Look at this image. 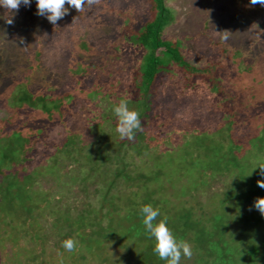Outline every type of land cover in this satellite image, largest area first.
I'll return each instance as SVG.
<instances>
[{"label":"trees","instance_id":"1","mask_svg":"<svg viewBox=\"0 0 264 264\" xmlns=\"http://www.w3.org/2000/svg\"><path fill=\"white\" fill-rule=\"evenodd\" d=\"M146 2L123 13L112 46L76 38L70 24L59 35L60 19L0 71V264H166L142 222L148 204L160 210L154 223L166 215L191 245L180 264H264L253 207L264 197V58L250 56L264 45V7L233 0L231 19H249L253 44L200 32L197 64L166 35L168 0ZM61 50L54 82L46 68ZM122 52L139 54L128 71ZM122 99L141 120L132 140L116 132Z\"/></svg>","mask_w":264,"mask_h":264},{"label":"rangeland","instance_id":"2","mask_svg":"<svg viewBox=\"0 0 264 264\" xmlns=\"http://www.w3.org/2000/svg\"><path fill=\"white\" fill-rule=\"evenodd\" d=\"M243 2L244 0H239ZM246 1V0H245ZM233 0H168L175 13V20L166 29V35L171 38L182 40V46L189 59L200 64L205 59L204 56L197 58L198 42L196 39H202L200 32L210 35L212 38L221 39L227 46L237 49L243 46L251 45L253 38L246 39L248 34H257L255 27L249 19L231 17ZM30 6L23 3L18 11H7L0 6V71L13 66L22 56V49L26 46L32 47V39L37 33H48L55 31V26L51 24L46 16L37 15L36 0H31ZM65 7H69L67 4ZM148 7L146 0H100L98 4L91 7L85 5L83 12H77L75 8L69 7L67 15L59 21L58 34L63 36V30L67 24L71 25V34L78 36L94 47H100L102 44H111L118 38V32H122L125 26L122 15L141 11ZM254 14V12H253ZM11 17L13 23H6V19ZM58 22V21H57ZM206 23V28L203 27ZM229 31L227 41L223 40V31ZM11 33V34H9ZM196 38L191 39V35ZM22 41V42H21ZM253 44V43H252ZM253 51L250 54L252 58H264V45L253 44ZM50 54V53H49ZM48 54V55H49ZM119 57L123 61V67L131 68L136 62L139 54L132 53V58L126 53H120ZM52 58V56H49ZM49 57L44 58V62H51ZM55 66L47 65L46 74L51 81L59 82L63 78L64 72L59 66L65 62L66 53L62 50L56 54ZM49 58V59H48ZM171 99V98H170ZM173 100V99H172ZM168 108L169 100L165 101ZM197 105V104H196Z\"/></svg>","mask_w":264,"mask_h":264},{"label":"clouds","instance_id":"3","mask_svg":"<svg viewBox=\"0 0 264 264\" xmlns=\"http://www.w3.org/2000/svg\"><path fill=\"white\" fill-rule=\"evenodd\" d=\"M99 2L100 0H36L37 15L46 16L51 24L56 25L58 20L68 14L69 7L75 8L80 13L85 10V5L91 7ZM22 3L25 6H30L31 0H0V6L11 12L18 11ZM250 3L264 7V0H250ZM66 4L69 7H65ZM6 23L11 25L13 19L11 17L7 18ZM223 33L222 39L227 41L230 32L225 30ZM114 114L118 118L116 132L122 140H132L135 132L142 130L139 113L129 109L127 100L122 99L118 106L114 107ZM257 167L262 170L261 175H264V164H259ZM257 184L264 189V180H258ZM253 207L264 216V197L257 198ZM140 212L143 216L142 222L146 233L155 240L154 252L160 260L166 261V264H180L182 256L187 259L192 258L191 245L185 240H178L175 237L173 232L167 227L168 217L166 215L163 219L154 223L157 217L160 216L158 208L148 204L142 206ZM77 243L76 240L69 238L62 242V247L68 252H73L76 250Z\"/></svg>","mask_w":264,"mask_h":264}]
</instances>
